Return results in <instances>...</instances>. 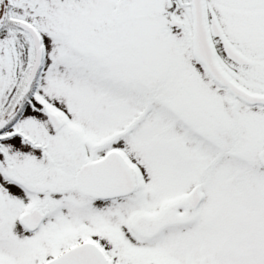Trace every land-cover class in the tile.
<instances>
[{"label": "snow or ice", "instance_id": "snow-or-ice-1", "mask_svg": "<svg viewBox=\"0 0 264 264\" xmlns=\"http://www.w3.org/2000/svg\"><path fill=\"white\" fill-rule=\"evenodd\" d=\"M0 264H264V0H0Z\"/></svg>", "mask_w": 264, "mask_h": 264}]
</instances>
